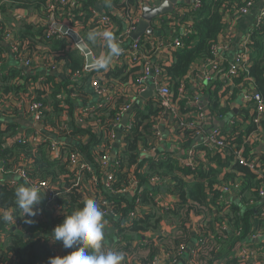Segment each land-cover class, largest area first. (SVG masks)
Listing matches in <instances>:
<instances>
[{
  "label": "trees",
  "instance_id": "1",
  "mask_svg": "<svg viewBox=\"0 0 264 264\" xmlns=\"http://www.w3.org/2000/svg\"><path fill=\"white\" fill-rule=\"evenodd\" d=\"M49 1L0 0L1 24L9 23L11 25L13 19L10 17V12L15 10H31L41 16L45 23L23 22L20 25L16 22L20 26L15 28L11 25V30L15 39L23 42L29 50L38 46L46 47L47 54L53 57L56 66H58L55 70H48V72L55 71V76L47 74L43 77L45 85L43 89L29 91L24 83L36 78L37 75L24 78L21 70L19 72L16 69L10 70L3 76L0 80V89L2 88L3 93L6 94H14L27 100L33 97L34 100L41 102L40 123L47 131L55 134L60 143L59 152L55 156V153L50 150L49 137L48 140H44V137L39 138L37 143L33 144L30 138L39 134L35 129L18 134V127L14 122L4 124L0 122V159L4 161V168L0 171V174L4 176V178L0 177V209L16 208L15 189L25 184L26 181L24 179L8 180L6 176L7 174L14 175V168L17 165L28 162L31 164L30 167H26L27 176L31 180L29 183L48 180L57 184L60 195L56 202L64 210L60 214L69 215L82 208L85 199L82 196L83 185L79 184L76 187L73 185L75 176L73 173L69 174L72 169L68 168V154L81 151L91 158V156L96 157L98 153H103V149L111 143L109 135L105 132L110 130L111 125L120 117V105L123 104L124 99L117 97L120 92L114 93L113 101L110 104L94 108L86 87L93 76L92 73L96 71L91 72L83 69L86 63L85 56L73 46L70 40L60 34H55L49 41H41L47 28V22L54 13L56 20L68 21L82 27L86 44L93 51L99 52L103 39L97 38V41L93 43L89 39V33H102L107 31V28L100 25L99 17L92 10H97V3L106 7L109 1L72 0L64 6H57L54 12L49 11L47 6ZM143 1L126 0L121 4L119 0H115V3L130 10ZM254 1L201 0L198 9L194 11L190 7L185 11L183 21H191L190 29L186 34L179 36L182 45L172 50L173 63L163 66L175 99L180 98L178 94L181 84H188V74L193 66L201 64L203 66L207 60L213 57L212 46L220 41L227 25L226 15L240 13L242 7H246L249 3L252 5ZM149 40L150 38L143 36L140 43L149 48ZM247 45L249 64L247 70H240L241 73L244 71L245 78L244 76L234 77L233 86L226 87L223 95L230 90L233 92L232 97L227 100L228 102L235 99L240 88H243V82L247 76L251 79L255 89L264 97V17L259 25L254 26ZM3 57L4 47L0 44V61ZM123 65L110 68L108 71L104 69L95 78H98L99 82L107 87L119 88L117 86L133 84L136 76H127L125 75L126 71H136L140 67L131 66L127 62ZM227 65V62H224L222 67L226 68ZM58 69H61V72ZM78 70L81 71V77H73ZM59 73L61 76H58ZM216 80H218L216 88L210 91L209 105L211 110L223 112L226 108L221 106L222 96L219 93L222 90L223 82L221 77ZM192 90L189 87V92L193 93ZM184 98L179 99L183 109L186 104V97ZM13 104L16 106L15 102ZM158 113L159 109L154 107L151 101L146 108L140 107L133 110L131 131L122 137L125 151L120 155L119 160L125 172L131 165L138 162L141 171L137 174L142 184L147 183L154 174L165 177L170 185L167 188L153 187L152 190L156 193L162 191L166 195L169 193L178 195V200L173 202V208L162 209L157 206L154 198L148 196L146 190L132 197L129 195L115 196L104 189L101 190L98 196L93 199L99 205L102 200L111 201L113 209L121 214V223L113 222L120 240L112 250L124 256L122 264H153L155 257L163 250L165 254L169 255V264H172L171 261L178 257L180 244L189 245L190 243L189 223L192 215H196L200 220L196 244L193 246L195 251L193 264H243L237 254L227 257L225 255L247 241L253 242L252 236L256 232H264V212H255L248 206L242 209L241 206L225 205L224 202H219V198L223 193L224 185L232 181L238 182L242 186L240 194L245 203L258 200L257 190L260 180L249 168L240 165L230 154L225 155L218 149L208 152L204 150L205 156L199 160L196 171L191 168L179 167L176 161L164 158L165 154H162L158 160L152 157L139 161L141 152L139 144L143 142L142 147H148L146 134L150 135V131L147 128L156 123ZM79 117L84 118L87 125L79 123ZM236 135L237 133L234 136H229L233 144H238L243 136V134ZM191 142L192 138L188 133L183 145H191ZM261 157L264 161V155ZM95 165L98 164L95 163ZM122 172L117 174L116 187L128 184L127 174ZM191 177L194 178L193 181L188 180ZM85 178H89V176ZM196 178L201 180H195ZM100 180L102 183L103 176L100 177ZM87 195L90 198L88 193ZM137 197L141 198L140 206L146 205L151 211L148 214H142L141 217L127 225L128 214L137 211ZM213 209H216V213L207 214L209 210ZM16 214H19L18 209ZM42 214V218L36 215L31 224L17 216L19 229H22L23 232L9 229L8 226L11 223L0 220V233L7 232L8 234L4 244L0 245V264H6L11 256L15 257L16 264H48L50 257L61 255L46 243L40 242L42 238L38 235L48 228L50 221L44 212ZM64 217L65 215L51 216V220L53 223L60 224ZM166 222L174 224L172 233L165 234L161 231L163 223ZM26 233L35 234L37 238L26 237ZM148 233L152 234V237L146 238ZM108 237L109 235L105 233V251L109 247L106 243ZM260 244L264 246V240Z\"/></svg>",
  "mask_w": 264,
  "mask_h": 264
},
{
  "label": "built area",
  "instance_id": "2",
  "mask_svg": "<svg viewBox=\"0 0 264 264\" xmlns=\"http://www.w3.org/2000/svg\"><path fill=\"white\" fill-rule=\"evenodd\" d=\"M69 1L72 2V0H50L47 6L49 11L54 12L57 6H64L69 3ZM145 2L146 0H144L141 5H138L136 8L132 7L130 10H127L128 12H125V17L131 22V28L128 30V32L133 29V24H136L139 21L136 10L139 11L141 6H146L147 4ZM200 4L201 0H193L191 9L195 11L199 8ZM250 7L251 4L249 3L246 7H242L240 9V13L246 12ZM92 11L97 17H99L100 25L106 26L107 31H110L108 27L111 20L110 16L107 14L99 15L96 12L97 10ZM13 14L16 16L15 12H13ZM53 14L49 18V22H47V28L44 32V36L41 37V41H49L52 36H55V34H60L70 40L73 46L77 48L86 59V55L80 50L78 44L74 41L71 35L68 32L63 33L57 28V25H68L69 29L77 32L84 40L85 34L82 31V27H79L76 24L73 25L68 21L56 20ZM263 17L264 6L257 17L255 26L259 25ZM41 23L45 22H43L42 18L40 17L39 24ZM145 38L150 37L147 36ZM161 43L162 45L170 46L171 50H175L182 45L181 39L179 37L175 38L173 41L161 39ZM0 44H2L3 47L8 46L10 51L14 54V58L27 68L32 69L33 67V69H39L44 67L47 70H55L58 67L55 64L53 57L47 54L46 47L38 46L33 47L32 50H29L26 48V45L23 42L16 40L9 23H0ZM226 46V42L224 41H219L213 45V57L207 60L201 69L202 80L206 84H210L212 81H214L213 77L216 73H221L223 82V87L221 90V106L226 108L223 112L211 110L209 105L210 99L205 102L202 99V91L194 94L189 92V87L191 88V84L189 82L187 85L184 83L181 84L179 88V99H185L184 97H186V104L185 108L183 109L179 103V99L174 98V92L172 91L170 82L166 77L165 68L163 67L165 64L151 62V59L147 56L146 47L140 43V38L134 40L129 49L124 48L121 51L119 58L126 57L128 64L131 66L133 65L140 67V69L136 71H126L125 75L130 77L136 76V80L130 85L125 84V86H117L119 88L113 86L107 87L105 84H101L98 78H95V80L92 81L91 85L93 94L95 93L96 96L101 97L100 101H97L95 104H93L94 108L110 104L113 101V95H111L112 91H114L115 94L120 92V95L117 97H122L124 102L122 105H120V117H118L117 121L111 125L110 130L105 132V134L109 135L111 143L108 147L103 149V153H98L96 155L97 160H95L92 164L89 162L85 163L84 160H82L84 159L85 155L81 151H74L68 154V168L72 169V172L69 174L73 173L75 176L73 185L75 187L79 184H82L83 187L89 186L93 188L92 192L95 194L100 193V191L104 189L106 192L115 196H127L130 194L136 195L138 193L141 194L144 190H146L148 196L154 198L159 208H173V202L170 200L171 193L166 195L165 193H162V191L156 193L152 190L153 187L157 186H163V188H167V186L170 184L167 183L165 177L154 174L149 178L147 183L142 184L137 174L141 171L139 169L138 162L131 165L129 169H126L128 172L127 173L124 171V168L122 169V164L119 160L120 155H122L125 151V143L122 137L124 134L127 135L128 132L131 131V115L135 102L138 96L141 97V94L147 90L146 86L143 85L142 82H144L146 79L152 78L155 93L148 97L147 101H151L153 106L159 109V113L156 116V123L147 128V130L150 131V135L146 134L149 143V145L147 143L146 146L148 145V147H142L143 142H140L139 144V148H141L139 161L152 157L157 160L160 158L161 155L157 153V149L159 148L160 142L163 141V132L159 125L161 121L166 120V128L169 130L170 138L168 142H170L169 144L173 147V149L169 150L170 152L166 151V153H164L165 156H163L164 158H170L176 161L179 167L191 168L193 171H196L198 169L199 160L205 156L204 150H207L208 152L212 149H218L221 150L222 153H225V155L230 154V156H232L236 162L249 168L260 180L257 196L263 202L264 206V161L261 159L258 153L249 151L250 148L254 149V146L258 145L262 128H264V97L255 89L247 90V87L243 83V99L240 102L238 112L235 113L233 111V107L231 105L232 101H227L233 95L232 90L225 93V95H223V92L226 91L230 85L233 86L234 77L244 76L245 78V74L243 73L244 71L241 73L240 70H247L246 68L249 64V50L248 45L245 44L236 52L234 58L231 61H226L223 55V51ZM91 52L94 56V59L96 60V56L92 49ZM224 62H227L228 64L226 68L222 67ZM83 69L85 71H92L94 68H91L86 62ZM223 69L225 70L223 71ZM219 76L220 75H218V77ZM73 77L80 78L81 71H76ZM247 78L251 81L248 76L246 77V80ZM24 85L28 90H31V92L34 89L45 88L43 77H39L37 80L32 82H26ZM13 100H16V108L17 106L21 107L24 117L30 118L36 122H40L42 115L41 102L34 100L33 97L27 100L26 98L18 97L14 94L3 93L2 88L0 89V112L6 114L4 109L7 111L11 106H14ZM211 120L223 122V126L207 129V125ZM78 122L82 123L83 125H87L84 118L79 117ZM188 133L189 137L192 138V144L184 146L183 144L185 137ZM236 133V136H241L242 134L243 136L238 144H233L231 143L229 136H234ZM118 134L121 135L120 139H118ZM43 137L44 140L49 139L47 136L45 137L42 136V134H38L37 136H32L30 141L35 144L39 138ZM114 147H116V153L114 151ZM59 148L60 143L58 141V137L55 136V139H50V150L52 153H55V156L59 152ZM95 163L98 165H95ZM30 166L31 164L28 162L26 164L21 163L20 165H17L16 168H14V173L29 183L31 180L27 176L26 167ZM3 168L4 164H1L0 171L3 170ZM121 170L127 174L128 184L122 187H116L115 180H117L118 172H122ZM86 176H89V178H85ZM101 176H103L102 183L100 180ZM188 180L193 181L194 178L191 177L188 178ZM195 180L201 179L196 178ZM32 184L40 187L46 192V204L55 212V214H51L52 217L66 215L60 214L64 210L56 202L60 195L57 184H54L48 180ZM239 185L240 184L238 182L224 185L222 189L223 193L219 198V202L226 203L227 196L232 192V190H235L234 188L238 190ZM238 194H240L239 190ZM83 195L84 192L82 191V196ZM140 201L141 198L137 197V211H133L128 214L127 225L131 224L134 219L141 217L142 214H148L151 211L146 205L141 207L139 204ZM100 207L105 214L104 232L106 233L108 230H114L113 222L121 223V214H118L113 209L111 201H100ZM41 212L42 211L38 213L37 217L42 218ZM15 224H19V219L16 220ZM58 224L59 223H55V225ZM196 230L198 233V224L196 225ZM262 237L264 238V232L262 231H258L252 236L254 240L260 239ZM116 244L117 242H115V245ZM241 249L242 253L237 255L243 264H247V261H249L248 264H264V249L252 251L248 245H244V247ZM184 254L187 255V261L189 264H193L195 251L193 246L190 247L186 243L180 244L177 253L178 257H176L174 261H171V263L180 264L181 257ZM165 258L169 264V255L166 254ZM153 264H157V261L154 260Z\"/></svg>",
  "mask_w": 264,
  "mask_h": 264
},
{
  "label": "crops",
  "instance_id": "3",
  "mask_svg": "<svg viewBox=\"0 0 264 264\" xmlns=\"http://www.w3.org/2000/svg\"><path fill=\"white\" fill-rule=\"evenodd\" d=\"M74 1H82V0H74ZM108 4L106 5V7H104L103 5L97 3V14L99 15H103V14H107L110 16L111 20H110V24H109V32H111L113 34V36L115 37L116 42L119 44L120 48L123 50L125 49H129L130 45L132 44V42L134 41V39L131 36V33L133 31V29L135 28L136 24H133V29L131 31L128 32V30H130V26H131V22L129 20H127V18L125 17V12H128L126 10V8H122L120 5L115 3V0H108ZM164 1L166 0H146V7H156L161 5L162 3H164ZM170 4L173 5V12L172 13H168L156 18H152V20L150 21V27L147 28L146 32L144 35H142L140 37V39L145 36H149L150 37V41H149V48H146V52H147V56L151 59V62L153 63H163L165 65H170L173 63L174 59H173V54H172V50L171 47L168 45H162L161 43V39L164 40H171L173 41L175 38H178L179 36H181L182 34H185L187 32L188 29H190L191 26V21H183L184 15H185V11H187L193 3V0H167ZM126 2V0H119V3H124ZM142 3V2H141ZM141 5V4H139ZM138 6V5H137ZM136 6V7H137ZM264 6V0H255L254 3L251 5V7L244 13H239V12H235L233 15L229 14L226 15V21H227V25L221 35L220 41H224L226 42V47L223 51V55H224V59L226 61H231L236 52L243 47L245 44H247V42L249 41L250 38V34L255 26V22L257 20V17L259 16L260 11L262 10ZM121 7V8H120ZM134 7V8H136ZM142 7V6H141ZM141 7L139 8V11H137V15L138 18L140 20V16L142 14L141 12ZM13 12L16 13V16H14ZM10 17L13 19V22H11L12 26H15V28L19 27L23 22H28V23H39L40 21V17L36 12H33L31 10H15V11H11L10 12ZM162 17V18H160ZM20 21V22H19ZM20 23V25H18V23ZM126 51V50H125ZM108 49L106 47V42L103 40V44L100 47L99 52H95L94 54L97 57H99L102 54H107ZM127 52V51H126ZM126 61V57L124 58H119V56L117 57H113L110 65L107 67V69H105L106 71H108L110 68H116V67H121L124 66L123 64H125ZM12 69H16L17 71L21 72L24 74L23 77L24 78H28L29 76L32 75L36 76V78L29 80L28 82H32L37 80L39 77H44L47 74H51L53 76H55V71L53 72H48L47 69L43 68H37V69H30L25 67L22 63L18 62L15 58H14V54L10 51V49L8 48V46H4V57L0 62V80L3 78V76H5L6 74L9 73L10 70ZM201 69H202V64L200 66H193V68L191 69V71L188 74V81L191 84V88L193 89V94L194 93H198L199 91L203 92L202 95V99L206 102L210 99L211 95H210V91H213L217 84L216 82H218L219 77H221V73H216L213 77L214 81H212L210 84H206L204 83V81L202 80V76H201ZM104 69H97L96 67H94V69L91 71H96L95 73H92L93 76L92 78H90V80L88 81V85L86 87L87 92L90 93V100L92 104H95L97 101L101 100V97H98L95 95V93L91 94L92 90H91V81L95 80V77L100 75L101 72ZM59 72H61V69H58ZM218 75H220L218 77ZM58 76H61V73L58 74ZM143 85L146 86V88H152L154 89V84L152 81V78L146 79L144 82H142ZM244 85L247 87L248 89H255V86L253 85L252 81H250L248 78L247 80H244ZM206 91H205V88ZM31 91V90H29ZM34 91V90H33ZM155 91V90H154ZM242 91L243 89L240 88L239 92L236 94L235 99L232 100L231 105L233 107V111L235 113L238 112V109L240 107V102L243 99V95H242ZM115 92L112 91L111 95H113ZM219 93L221 94V90L219 91ZM222 96V94H221ZM222 98V97H221ZM142 99V100H140ZM148 98H142L140 96H138L134 108H146L147 106H149V102L147 101ZM150 99V98H149ZM13 102L16 103V100H13ZM4 112L6 114H4L3 112H0V122L2 124L6 123V122H14V124L17 125V129H18V134L19 133H23V132H27V131H31V129H35V131L39 134H42V136H47L50 139H55V134L50 133L49 131H47L46 129L44 131L38 130L35 125L33 124L32 126V119L24 117L23 111L21 109V107L17 108L15 106H11L7 111L4 109ZM3 113V115H2ZM128 119V117H127ZM127 122V120H126ZM125 122V123H126ZM223 122H219L218 120H211L208 125H207V129L210 128H215V127H221ZM124 125V124H123ZM123 127V126H122ZM160 129L163 132V141L160 142L159 148L157 149V153H159L160 155L166 153V151L170 152L169 150H172L173 147L170 146V142H168L169 138V130L166 128V120H163L160 122L159 125ZM261 137L259 139V143L258 145L254 146L253 148H250L249 151H254L256 153H258L261 156L264 155V128H262V133L260 134ZM114 151L116 153V147H114ZM84 162L87 163L89 162L90 164H92L95 160H97L96 157H92L89 158L86 154H84ZM262 159V157H261ZM1 164H4V161L2 159H0V167ZM9 173V172H8ZM1 178H4L3 174H0ZM6 178L8 180L11 179H17V180H22V178L17 175H8L6 176ZM232 180V179H231ZM227 184H233L232 181H230ZM240 184V183H239ZM226 185V184H225ZM242 186L239 185V192L241 190ZM235 190H232V192L227 196V201L226 203H224L225 205H236V206H241L242 209H245L247 206L249 208H253L255 210V212H264V206H263V202L258 198V200H254V201H250V203H245L243 200V196L241 194H238V190L236 188H234ZM93 188L89 187V186H85L84 187V199L89 198L87 193L89 194L90 198H95L98 196V193H93L92 192ZM41 195H44V198L42 200V202L39 205V208L42 209L41 214L44 212L46 215V217L50 218L49 221V226L47 229H44L42 233H39L38 236H40L42 239L40 242L42 243H46L50 248H52L53 250H55L57 253H60L62 255H66L68 254V252L72 249H65L62 245V242H52L50 240L51 238V233L53 231V229L55 228V222L53 223L51 220V214H55V212L53 211V209L51 207H49L46 204V192L42 189ZM130 197L135 196V194H130ZM170 200L172 202H175L178 200L176 195H173L171 193L170 195ZM216 213V209L213 210H209L207 212V214H214ZM43 215V214H42ZM43 217V216H42ZM200 218L196 217V215H192V218L190 219V234H191V240L189 243V246L192 247L196 244V236H197V230H196V225L198 224ZM20 225L18 224H9L8 228L12 229V230H16V231H20L23 232L22 229H19ZM108 229V228H107ZM174 229V224H172L171 222H166L163 223V230H161L163 233L168 234V233H172ZM106 234L109 235V239L106 240L107 245H109V247L106 248V251L108 250H112L114 248L115 242L118 243V241L120 240L117 231L114 230H108L106 231ZM7 232H3L0 233V245H3L4 242L7 239ZM26 237L32 238V239H36L37 235L35 234H29L26 233ZM147 237H152V234L148 233L146 236ZM264 238H260L259 240H254L253 242H248L247 243H243L244 245H248V247H250V249L252 251H258L261 250L262 247H264L261 243V241H263ZM114 241V243H113ZM241 244L237 247L236 250H233L231 252H227L225 257H227L228 255H235V254H241L242 253V247H244V245ZM166 254L164 253L163 250H161L158 255L155 257V260L157 261V264H168L167 259L165 258ZM180 262V261H179ZM16 259L14 256L9 257V260L7 261L6 264H16ZM178 264V263H177ZM180 264H189V262L187 261V255H182L181 257V262Z\"/></svg>",
  "mask_w": 264,
  "mask_h": 264
},
{
  "label": "clouds",
  "instance_id": "4",
  "mask_svg": "<svg viewBox=\"0 0 264 264\" xmlns=\"http://www.w3.org/2000/svg\"><path fill=\"white\" fill-rule=\"evenodd\" d=\"M97 38L106 42L108 52L97 57L94 66L97 69H107L113 57L119 56L122 49L109 31L89 33V39L93 43ZM41 192L40 187L28 182L16 187L14 192L16 208L0 209V220L15 224L19 216L24 218L26 223H33V218L42 211L38 207L44 198ZM104 215L100 205L93 198L85 199L82 208L65 215L63 221L53 229L50 240L62 242L65 249L72 251L66 255L50 257L48 264H122L124 260L122 254L104 250Z\"/></svg>",
  "mask_w": 264,
  "mask_h": 264
},
{
  "label": "water",
  "instance_id": "5",
  "mask_svg": "<svg viewBox=\"0 0 264 264\" xmlns=\"http://www.w3.org/2000/svg\"><path fill=\"white\" fill-rule=\"evenodd\" d=\"M141 16H140V20L137 22L135 28L133 29L131 36L134 40L139 39L142 35L145 34L146 30L148 27H150V21L152 20V18H156L168 13H172L173 12V5L170 4L167 0L164 1V3H162L159 6L156 7H146L145 5L141 7ZM57 28L60 29L63 33L64 32H68L71 37L74 39V41L78 44L80 50L86 55V62L87 64L91 67L94 68L95 66V59L94 56L91 52V49L86 45L85 41L81 38V36L73 31L72 29H69L68 25H57ZM155 93L154 89L152 88H148L146 91H144L141 94L142 98H148L151 95H153ZM142 100V99H140ZM32 122V126L33 124L35 125V127L38 130L44 131L45 128L44 126L40 123V122H36L34 120L31 121ZM121 135L118 134V139H120ZM255 240H259V239H255Z\"/></svg>",
  "mask_w": 264,
  "mask_h": 264
},
{
  "label": "rangeland",
  "instance_id": "6",
  "mask_svg": "<svg viewBox=\"0 0 264 264\" xmlns=\"http://www.w3.org/2000/svg\"><path fill=\"white\" fill-rule=\"evenodd\" d=\"M256 90V89H255Z\"/></svg>",
  "mask_w": 264,
  "mask_h": 264
}]
</instances>
